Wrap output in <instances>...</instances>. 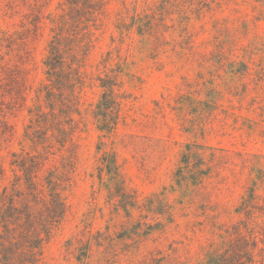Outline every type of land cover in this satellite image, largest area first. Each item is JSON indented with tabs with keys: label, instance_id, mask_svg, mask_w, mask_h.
Returning <instances> with one entry per match:
<instances>
[{
	"label": "rangeland",
	"instance_id": "1",
	"mask_svg": "<svg viewBox=\"0 0 264 264\" xmlns=\"http://www.w3.org/2000/svg\"><path fill=\"white\" fill-rule=\"evenodd\" d=\"M65 4L0 0V37L24 38L30 53L22 103L6 75L19 52L0 48V195L13 188V152L47 151L25 134ZM89 25L74 143L48 150L41 173L67 175L65 215L37 264H208L242 229L248 188L263 182L264 197V0H108ZM107 77L120 103L111 135L93 117ZM104 153L133 206L99 179Z\"/></svg>",
	"mask_w": 264,
	"mask_h": 264
},
{
	"label": "trees",
	"instance_id": "2",
	"mask_svg": "<svg viewBox=\"0 0 264 264\" xmlns=\"http://www.w3.org/2000/svg\"><path fill=\"white\" fill-rule=\"evenodd\" d=\"M107 2L65 0L67 11L53 21L56 26L52 30L53 36L43 62L45 82L39 89L43 94L44 105L29 110L33 119L25 134L33 145L42 146L47 151L43 154H11L10 166L15 171L13 188H3L0 195V264H37L43 243L51 237L65 215L61 191L68 181L67 175L58 174L53 166L46 170L45 175L41 173L48 155H54L48 150L57 145L60 152L68 143H74V134L79 126L74 118V115L79 114L76 89L83 82L81 69L85 67L93 47L89 24L96 21L97 15L105 12ZM20 40L16 44L10 36L2 34L0 48L4 44L9 51L13 46L17 47L19 65L13 70L7 68L6 75L11 83L10 90L14 91L13 98L23 103L28 75L24 66L30 62V53L25 48L24 38ZM99 80L103 92L93 117L98 129L111 135L120 109L113 89L116 81L109 77ZM0 123L6 131L8 127L5 120ZM187 157L183 156L185 167L189 164ZM99 171V179L103 181L104 173L115 188V196L119 198L121 207L133 206L132 198L122 186L114 156L102 154ZM261 184L257 186L253 183L248 188L246 199L235 211L245 218L240 221L242 229L235 231L234 239L225 243L221 253L211 256L208 264H264V197L258 193L263 182ZM257 219L261 222L257 223ZM257 227L261 230L257 231Z\"/></svg>",
	"mask_w": 264,
	"mask_h": 264
}]
</instances>
